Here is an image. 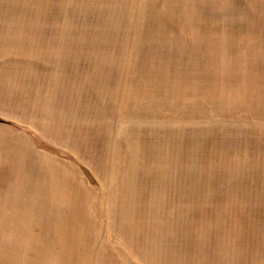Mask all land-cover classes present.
<instances>
[{
	"label": "rangeland",
	"instance_id": "obj_1",
	"mask_svg": "<svg viewBox=\"0 0 264 264\" xmlns=\"http://www.w3.org/2000/svg\"><path fill=\"white\" fill-rule=\"evenodd\" d=\"M212 0H0V264H264V17Z\"/></svg>",
	"mask_w": 264,
	"mask_h": 264
},
{
	"label": "crops",
	"instance_id": "obj_2",
	"mask_svg": "<svg viewBox=\"0 0 264 264\" xmlns=\"http://www.w3.org/2000/svg\"><path fill=\"white\" fill-rule=\"evenodd\" d=\"M217 16L264 17V0H212Z\"/></svg>",
	"mask_w": 264,
	"mask_h": 264
}]
</instances>
